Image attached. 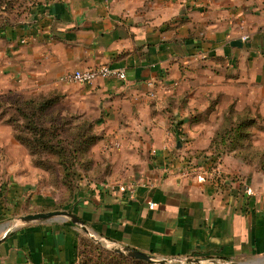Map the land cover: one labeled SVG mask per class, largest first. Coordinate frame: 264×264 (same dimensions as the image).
I'll use <instances>...</instances> for the list:
<instances>
[{
  "label": "crops",
  "instance_id": "1",
  "mask_svg": "<svg viewBox=\"0 0 264 264\" xmlns=\"http://www.w3.org/2000/svg\"><path fill=\"white\" fill-rule=\"evenodd\" d=\"M100 65L125 78L61 80ZM51 90L100 118L105 133L94 151L109 172L71 210L92 234L156 257L264 264V174L232 154L202 176L183 173L188 162L203 165L193 153L211 135L195 111L214 101L215 110L230 102L264 113V0H39L24 20L0 27V94ZM106 138L121 147L106 150ZM2 157L10 173L17 158L29 163L0 120ZM7 228L0 223V264L75 259L73 222Z\"/></svg>",
  "mask_w": 264,
  "mask_h": 264
},
{
  "label": "rangeland",
  "instance_id": "2",
  "mask_svg": "<svg viewBox=\"0 0 264 264\" xmlns=\"http://www.w3.org/2000/svg\"><path fill=\"white\" fill-rule=\"evenodd\" d=\"M9 2L8 7H0V25L24 20L38 5L39 0ZM19 93L23 100H32V105L24 109L25 118L18 119L16 123L19 125L18 130L28 138L31 152L26 145L18 141L26 149L29 163L23 158H17L15 167L18 170L15 173L6 171L9 168L6 167V163L10 158L2 157L0 160L3 164L0 166V215L3 214L0 216V223L6 224L7 227L16 226L17 217L26 214L53 210L71 212L70 209L81 194L94 190L98 181L103 180L109 172L106 162H103L94 151L101 140L105 139L104 130L100 127V118L94 117L93 113L86 110L72 109L69 102L64 100V96L53 90ZM55 93L60 96L56 97V101L53 97ZM37 94H40L39 98ZM43 99L50 100L46 109L33 118L36 104ZM217 103L219 104V102L215 104ZM212 104L202 111H195L192 116L194 121H202L203 124H199L200 128L211 132L207 147L194 152L195 157L201 152L202 154L214 152L219 154L220 159L226 154H232L238 164L264 174V113L246 107L236 109L230 102H221L220 111L215 110V104ZM214 112L219 122L217 124L216 121L217 125L213 123L209 125L208 123L212 122L209 118ZM248 119H253L254 124L242 125ZM27 120L29 130L24 131L22 125L24 127ZM237 126L241 129L239 133L241 139L232 141L231 137L237 136L235 131ZM40 130L42 135L39 142L37 134L34 133ZM221 133L227 137L226 141L215 136ZM103 147L106 150H117L121 144L117 140L111 141L106 138ZM201 156L204 159L203 155ZM13 178L19 184L10 189L7 184L9 179ZM21 186H24L23 190L17 188ZM43 199L48 203L39 204ZM78 242V256L72 264H159L119 252L100 237H90L82 229Z\"/></svg>",
  "mask_w": 264,
  "mask_h": 264
},
{
  "label": "trees",
  "instance_id": "3",
  "mask_svg": "<svg viewBox=\"0 0 264 264\" xmlns=\"http://www.w3.org/2000/svg\"><path fill=\"white\" fill-rule=\"evenodd\" d=\"M9 3H10L9 0H0V7L6 8V7H8ZM15 24H17V23H14V24L9 23V24H5V25H0V27L12 26ZM39 96H40V94H37L38 98H39ZM42 97L44 98L45 95H42ZM53 97H54V101H56L55 100L56 97H60V96H59V94L56 95V93H55V94H53ZM49 101L50 100L43 99L41 102H38L36 104V106H35L36 109H34L35 115H33V118H34V116H39L41 113L44 112ZM30 105H32V100L31 101L23 100V98H21V93H19L17 91H8V92L0 94V120L4 121L6 124L11 126V128L13 130L14 138L17 141L26 145L27 148H29V150L31 152V147H30V143H29L28 138L25 137V135H23V132L18 130L19 125L18 124L16 125L17 121H19L18 119L21 120V118L22 119L25 118V116L23 114L24 109H26V106L29 107ZM32 114H33V112H32ZM250 124H254L253 119H248L247 121L242 123V125H246V126L250 125ZM28 126H29V120H27L24 127L22 125V130H24V131H25V129L29 130ZM235 131H236L237 136L231 137L232 141H236V140L241 139L240 134H239V133H241L240 127L235 129ZM34 134H37V140L40 142L39 137L42 135L41 130H40V132H36ZM215 136L216 137L219 136L220 139L224 140V141H226V139H227L225 134H222V133L216 134ZM200 155H203V157H204L203 165H215V164H217L218 159H219V154H215L214 152H209L208 154H202V152H201ZM200 155H197V157H199ZM70 210H72V208ZM78 244H79V242H78ZM78 252H79V247L77 245L75 258H77Z\"/></svg>",
  "mask_w": 264,
  "mask_h": 264
},
{
  "label": "water",
  "instance_id": "4",
  "mask_svg": "<svg viewBox=\"0 0 264 264\" xmlns=\"http://www.w3.org/2000/svg\"><path fill=\"white\" fill-rule=\"evenodd\" d=\"M177 147L180 146V143L177 142ZM68 220L70 222L75 223L80 229H82L86 234H88L90 237L96 238L94 234H92L86 227L85 222L81 220L78 216H76L74 213L66 210H53V211H44V212H36L32 214H26L24 216L17 217V225L14 227H17L19 225L31 223V222H37V221H43V220ZM13 227H8L6 232L9 231ZM101 240L106 241L107 243L114 246V248L122 253H127L129 255H132L136 258L143 259L146 261H150L153 263H159V264H172V263H179V264H240L232 261H224V260H218V259H201V258H163V257H156L152 254H148L145 252H142L140 250L122 245L110 242L109 240L105 238H100ZM263 264V263H262Z\"/></svg>",
  "mask_w": 264,
  "mask_h": 264
},
{
  "label": "built area",
  "instance_id": "5",
  "mask_svg": "<svg viewBox=\"0 0 264 264\" xmlns=\"http://www.w3.org/2000/svg\"><path fill=\"white\" fill-rule=\"evenodd\" d=\"M245 38L246 36H243V39ZM110 76H116L119 79L125 78V74L123 70L100 65V66H95V67L75 69V70L69 71L61 77V80L64 82H68V83L88 84L97 78H107ZM111 146L113 145L111 144ZM211 166L213 167V165L196 166L188 162L183 167V173L185 175L192 174V175L202 176L201 175L202 173H205V171L208 172L209 170H211Z\"/></svg>",
  "mask_w": 264,
  "mask_h": 264
},
{
  "label": "bare ground",
  "instance_id": "6",
  "mask_svg": "<svg viewBox=\"0 0 264 264\" xmlns=\"http://www.w3.org/2000/svg\"><path fill=\"white\" fill-rule=\"evenodd\" d=\"M11 226V225H10Z\"/></svg>",
  "mask_w": 264,
  "mask_h": 264
}]
</instances>
